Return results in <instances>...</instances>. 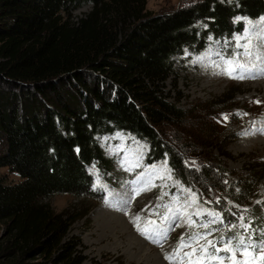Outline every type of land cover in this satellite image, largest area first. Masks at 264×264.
Masks as SVG:
<instances>
[{"label": "trees", "instance_id": "obj_1", "mask_svg": "<svg viewBox=\"0 0 264 264\" xmlns=\"http://www.w3.org/2000/svg\"><path fill=\"white\" fill-rule=\"evenodd\" d=\"M88 4V12L74 15ZM147 4L0 0V169L8 167L21 178L8 182L0 175V229H5L0 264L82 263L77 243L67 239L74 218L55 212L45 200L60 193L95 197L92 166L111 172L120 157H107L104 136L110 142H120L114 137L121 135L148 143L145 164L166 160L188 189L197 183L209 194L223 190L240 199L259 187L251 171L236 190L218 162L196 153L188 140L206 148L226 136L212 129L216 125L205 118L206 108L205 137L188 133L184 124L191 110L169 100L165 90L176 62L188 51L204 49L209 37L227 39L237 53V37L264 17V0H195L162 13ZM170 125L179 128L175 144L162 131ZM191 155L207 161L201 171L187 165ZM207 202L222 205V196ZM224 214L230 226L240 223ZM242 216L264 238L260 213Z\"/></svg>", "mask_w": 264, "mask_h": 264}, {"label": "rangeland", "instance_id": "obj_2", "mask_svg": "<svg viewBox=\"0 0 264 264\" xmlns=\"http://www.w3.org/2000/svg\"><path fill=\"white\" fill-rule=\"evenodd\" d=\"M193 1L195 0H148L147 8L155 13L169 12ZM90 9V4L82 6L74 11V15L76 17L82 16ZM262 19L264 17L248 24L247 36L250 37V40H245L243 36L237 39V44H235L236 48L238 44H250L251 55H242L245 51L243 47H239L240 50L233 54V51L229 49L231 44L227 39L209 37L207 39L208 45L204 49L188 51L181 61L176 62L174 74L166 81L165 90L170 95L169 100L176 102L185 110H191V114L187 115V122L184 124L188 129V133L205 137L204 134L210 129H205L203 123L206 122L205 118H210L217 126L212 124V129L218 134L226 136L223 141L221 139L215 142L210 141L213 145L206 148L197 142L188 140L190 144L198 147L196 153L206 152L214 159V162H218L220 167L224 169L223 175L230 183L234 184L236 190L240 188L239 184L236 185L237 182L241 183L242 180L248 179V174L251 171L256 172L260 181L257 190L249 195L250 198L244 196L235 199L230 193H223V190L209 189V194L206 189L198 187L197 183L194 184L193 189L185 188L182 180L170 169L166 160H156L150 164H145L149 158L148 153L151 151V146L148 143L139 140L131 143L128 138L121 135L114 137V140L119 139L120 142H110L109 138L104 136L102 143L105 144L107 157L116 158L119 152H123V155L120 160L116 159L111 172L106 170L102 174L96 166H92L97 175L96 182L99 184L98 191H94L92 187L95 197L60 193L45 200V203L55 212L74 218L67 239L77 243L75 249L76 254L82 258L81 264H129L123 255H121L122 260L119 262L108 258L114 252L113 246L108 242L106 244L110 245V251H101V246L105 244L101 245L98 240L102 231H99L96 214L110 206L109 203L114 204L118 208L117 210L121 211V214L133 216L132 232L141 237L147 247L154 248L156 252L153 251L157 256L163 255L164 258L177 247L182 235L187 239L193 231L201 233L208 231L198 226L195 229H190L184 223L189 215L197 225L210 219L206 215L196 216L197 210L218 212L223 222L212 225H221V228L225 227V218H227L224 212H229L234 218L251 211L258 212L261 215L259 225L264 232V132L258 131L264 129V86H256L259 80V82H264V74H259L264 69V42L258 38L260 32L264 31V24L261 23ZM254 47L258 50L257 52ZM254 52H256V56ZM232 58H237L241 64L258 73L257 78L240 80L221 74L224 61ZM261 85L264 84L261 83ZM233 94L235 96L230 98ZM256 101H259V103H256ZM205 110L207 115L204 118L203 111ZM225 116L228 118L224 119ZM162 131L170 135L167 136L170 144H175L176 135H179V128L177 129L171 125L164 126ZM182 138L183 140L186 139L183 135ZM179 144L182 143L179 142ZM206 162L199 155H191L187 158V165L194 167L198 172L202 170V165ZM140 166H143V171L133 178V173L129 171ZM0 175L8 182L21 181L20 176L8 167L1 168ZM159 177L164 178L160 179ZM149 181L155 184L156 187H152L150 191L142 192L141 196L137 195V189L142 188ZM136 183L138 186H134ZM95 188L97 190L98 186ZM144 194L148 195L142 198L143 200H141L139 206V196L143 197ZM193 195H195L198 202L189 206ZM219 195L222 196V205L217 206L207 202L208 198H216ZM159 197H162V199H158ZM249 199L251 202H246ZM135 203L138 206H135ZM158 204L168 206L165 213H159L161 206L157 208ZM121 206L123 209H119ZM168 208H171L172 212L175 208L179 209L183 226L170 227L171 219L168 222H163L164 216L171 217L172 215ZM113 209L118 212L115 208L110 210L114 212ZM153 210H155V214L150 215ZM131 211L133 214L130 213ZM137 216L141 218L138 222L141 227H144L146 222L151 219L156 221V224L161 228H169L167 238L157 237L160 243H153L150 239H147L137 230L135 219ZM210 230L212 234L208 239L224 237V234L218 235L217 228L211 227ZM3 234H5L4 227L0 229V236ZM114 235L115 233H112L113 240L121 243L122 238H119L118 235L114 237ZM120 236L125 237L123 234ZM259 243H264V238H261ZM220 247H223V245ZM123 248L126 249L127 246L124 245ZM183 251L188 252L190 249L185 248ZM124 252L126 253V251ZM182 252L173 260L164 259V261L166 264H182ZM128 255L136 258L131 264H136L140 260L139 255H133L132 253ZM183 264H187L186 259ZM212 264H216V262L213 261Z\"/></svg>", "mask_w": 264, "mask_h": 264}, {"label": "snow or ice", "instance_id": "obj_3", "mask_svg": "<svg viewBox=\"0 0 264 264\" xmlns=\"http://www.w3.org/2000/svg\"><path fill=\"white\" fill-rule=\"evenodd\" d=\"M261 23L264 24V19H262ZM258 38L262 42H264V31L260 32ZM244 39L250 40V37L246 36L244 37ZM237 47H243L245 49L242 55H251L250 44H238ZM221 74L226 75L232 79L240 80L254 79L257 78L258 75V73L253 72L252 69L248 66L241 64L237 58L225 60L224 67L221 69ZM259 74H264V69H262ZM256 103H259V101H256ZM227 118V116L224 117V119ZM258 131L264 132V129H259ZM159 178L163 179L164 177ZM152 187H156V185L152 184L151 181H149L142 188L137 189L136 194L140 195L142 192L150 191ZM158 199H162V197H159ZM197 202L198 201L195 195H193L189 206H191L192 204H196ZM217 203H219V201H217ZM160 206L161 205L158 204L156 207L159 208ZM164 207L168 206L165 205ZM168 211L171 212L172 215L171 217L164 216L163 222H168L171 219L170 227L183 226L181 224V213L179 212V210H177L176 212H172V209L168 208ZM154 214L155 210L150 212V215ZM195 215H206L210 219H208L206 223L201 222L199 225H197L189 215L184 221L187 227H189L190 229H195L198 226L208 231H205L203 233L193 231L187 237V239H185V237L182 235L177 243V247L173 250V252L165 256L166 260H173V258L179 256L185 248L190 249V251L183 253V256L181 257L182 264L185 259L187 260V264H212L213 261H215L216 264H224L225 260H229L231 264H250L248 260L243 258L250 255V248L254 251L262 253L260 259L264 260V243H261L259 245H252L250 243L246 244L245 237L243 235H235V244H233L231 237L228 239H225L224 237H220L219 239H208V237L212 234L210 226L212 224L223 222L218 212L212 210H197ZM135 219L137 221V230L146 238L150 239L153 243H160V240L157 239V237H160L161 239L167 238L169 228H161L156 224V221L151 219L146 222L144 227H141L138 223L141 218L137 216ZM238 219L241 221L238 226L242 229L247 230L249 228V225L243 222V216H240ZM232 227L235 228L237 227V225L233 224ZM218 245H223V247H219ZM222 252L224 253V255H220V253ZM237 253L240 254L241 259L236 258ZM255 259V257H252L253 261Z\"/></svg>", "mask_w": 264, "mask_h": 264}, {"label": "bare ground", "instance_id": "obj_4", "mask_svg": "<svg viewBox=\"0 0 264 264\" xmlns=\"http://www.w3.org/2000/svg\"><path fill=\"white\" fill-rule=\"evenodd\" d=\"M254 49L256 52L258 51V50H256L255 47H254ZM256 52H254L255 56L257 55ZM254 53H253V55H254ZM258 57H259V54H258ZM259 81L256 83V86H264V85H261V83L264 84V82H259ZM134 186H138V184L136 183ZM146 195H148V194L142 195L143 197H140L141 195L139 196V199H138L139 206H140L141 200H143L142 198H145ZM133 201H131V202H133ZM138 204L135 203L134 205L138 206ZM109 205L111 207L108 206L107 208H104V210H101L96 214V217H97L96 220L98 222L99 231L100 232L102 231V233L100 234V239L98 238V240L101 243V245L105 244V245L101 246V251L102 252L110 251V249H111L110 245L106 244L108 242L113 246L112 249L114 251L111 254L112 256L109 255L108 258H110L114 261L119 262L120 260H122L121 255H123L125 257V259L127 260V262L129 264H131V263H133V260L136 259L134 256L128 255L129 253H132L133 255H139L140 256V260H138L136 264H166V262L164 261L165 258L163 255H161L160 257L157 256L154 248L147 247L145 242L142 241L141 237H138L135 233L132 232L133 223H134L133 216L121 214L120 213L121 211L119 212L117 210L118 208L114 204L109 203ZM112 208H115L118 212H115L114 209H113L114 212H112V210H110ZM119 209H123L122 206ZM128 209H130V208H128ZM124 210H125V208H124ZM177 210H179V209L175 208L174 212H176ZM130 213H132V211ZM112 233H115L114 237H116V235H118L119 238H122L121 239L122 242L121 243L115 242L113 240ZM122 234L125 235V237L120 236ZM124 245L127 246L126 249L123 248ZM122 248L124 251H126V253L122 250Z\"/></svg>", "mask_w": 264, "mask_h": 264}]
</instances>
